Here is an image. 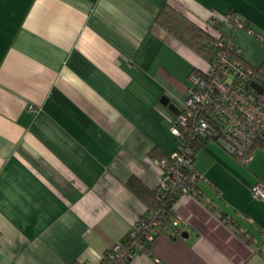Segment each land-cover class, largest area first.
Listing matches in <instances>:
<instances>
[{
    "label": "crops",
    "instance_id": "crops-1",
    "mask_svg": "<svg viewBox=\"0 0 264 264\" xmlns=\"http://www.w3.org/2000/svg\"><path fill=\"white\" fill-rule=\"evenodd\" d=\"M165 4L264 62V0H0V264H102L146 215L126 183L156 189L190 75L209 67L158 22ZM195 166L211 202L179 195L178 226L129 264H264V151L242 163L208 140Z\"/></svg>",
    "mask_w": 264,
    "mask_h": 264
},
{
    "label": "built area",
    "instance_id": "built-area-1",
    "mask_svg": "<svg viewBox=\"0 0 264 264\" xmlns=\"http://www.w3.org/2000/svg\"><path fill=\"white\" fill-rule=\"evenodd\" d=\"M229 19L238 26L246 27L245 21L237 14L229 15ZM218 46L217 58L202 71L203 75H190L187 98L181 110L171 119V132L178 139L175 150L166 157L156 159L162 172L156 191L162 197L192 193L201 196L206 203L211 202L200 187V183L207 178L195 166L191 147V139L207 133L210 127L206 114L220 118L224 125L220 139L225 149L240 157L242 163L250 160L252 153L249 149L256 139L264 138V91L256 93L247 86L256 72L231 56L228 50L241 53L232 40L220 36ZM185 131H191V134L186 136ZM260 148L264 151V145ZM251 194L256 200H264V181H257L251 187ZM163 211L157 205L147 212L130 229L128 239L117 242L105 252L102 264H129L128 259H133L138 250H147L141 237L146 241L154 238ZM173 223L178 225L179 220L175 218ZM245 236L250 240L249 233L246 232ZM258 251L264 252V244Z\"/></svg>",
    "mask_w": 264,
    "mask_h": 264
},
{
    "label": "trees",
    "instance_id": "trees-1",
    "mask_svg": "<svg viewBox=\"0 0 264 264\" xmlns=\"http://www.w3.org/2000/svg\"><path fill=\"white\" fill-rule=\"evenodd\" d=\"M158 22L166 29H168L185 45L199 54L209 64L213 63L218 56V52L220 49L218 46L219 37L222 36L224 38L232 40L229 36H225L223 34L213 35L168 4H165L161 9L158 15ZM245 25L246 27H249L246 22ZM237 47L239 46L237 45ZM228 51L233 58H237L238 60L243 62L246 67L251 68L256 72V76L251 79L247 86L250 87L253 92H263L264 62L258 67H253L245 61L242 55V51L241 53H237L235 50ZM193 73L203 75V72L201 70H195ZM205 116L210 123V127L208 128L207 133L195 135V137L191 139V147L193 150L192 159L194 160V163L197 150L201 148L208 140L217 141L224 147L223 141L220 139V135H222L221 133L224 130L222 121L217 115L206 114ZM184 134L186 136H189L191 134V131H185ZM177 140L178 139H176V141ZM263 145L264 138L258 137L252 147L249 149V153H253L256 148H260ZM233 155L237 157L239 161L241 160L240 157H238L236 154ZM126 186L145 203V205L147 206L146 213L150 210H154L157 205L164 209L162 218L157 225V231L153 235V239H155V237H157L161 232L164 224H172L173 226H178L174 225L173 223L175 219L173 214V205L179 195H175L172 198L162 197L157 193L156 189H150L139 178L135 176L131 177L127 181ZM128 237L129 235L127 234L123 240L128 239ZM141 239L143 240V243L147 248H149L151 241H153V239L146 241L143 236L141 237ZM131 260L132 259H128V263H130Z\"/></svg>",
    "mask_w": 264,
    "mask_h": 264
},
{
    "label": "water",
    "instance_id": "water-1",
    "mask_svg": "<svg viewBox=\"0 0 264 264\" xmlns=\"http://www.w3.org/2000/svg\"><path fill=\"white\" fill-rule=\"evenodd\" d=\"M162 101L167 104L168 103V98L167 97H162Z\"/></svg>",
    "mask_w": 264,
    "mask_h": 264
},
{
    "label": "rangeland",
    "instance_id": "rangeland-1",
    "mask_svg": "<svg viewBox=\"0 0 264 264\" xmlns=\"http://www.w3.org/2000/svg\"><path fill=\"white\" fill-rule=\"evenodd\" d=\"M233 24V23H232ZM234 25V24H233ZM238 26V25H237ZM238 27H240V28H244V27H242V26H238Z\"/></svg>",
    "mask_w": 264,
    "mask_h": 264
}]
</instances>
